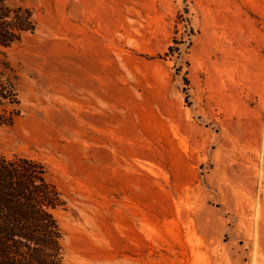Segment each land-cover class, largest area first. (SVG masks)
<instances>
[{
	"label": "rangeland",
	"instance_id": "rangeland-1",
	"mask_svg": "<svg viewBox=\"0 0 264 264\" xmlns=\"http://www.w3.org/2000/svg\"><path fill=\"white\" fill-rule=\"evenodd\" d=\"M18 4L0 156L45 165L65 263L264 264V0Z\"/></svg>",
	"mask_w": 264,
	"mask_h": 264
},
{
	"label": "trees",
	"instance_id": "trees-1",
	"mask_svg": "<svg viewBox=\"0 0 264 264\" xmlns=\"http://www.w3.org/2000/svg\"><path fill=\"white\" fill-rule=\"evenodd\" d=\"M17 2L24 0H0V47L36 30L33 11ZM20 116L15 75L6 63L0 69V128ZM63 206L44 164L0 156V264H66L64 233L55 215Z\"/></svg>",
	"mask_w": 264,
	"mask_h": 264
}]
</instances>
